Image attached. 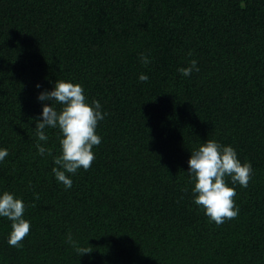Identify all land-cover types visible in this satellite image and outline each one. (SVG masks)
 <instances>
[{"label":"trees","instance_id":"16d2710c","mask_svg":"<svg viewBox=\"0 0 264 264\" xmlns=\"http://www.w3.org/2000/svg\"><path fill=\"white\" fill-rule=\"evenodd\" d=\"M191 58L199 70L177 72ZM55 79L107 113L68 188L51 172L58 129L38 141L34 128ZM207 138L252 167L220 224L186 173ZM0 146V189L30 223L16 247L0 217V264H264V0H0Z\"/></svg>","mask_w":264,"mask_h":264},{"label":"clouds","instance_id":"9594fccd","mask_svg":"<svg viewBox=\"0 0 264 264\" xmlns=\"http://www.w3.org/2000/svg\"><path fill=\"white\" fill-rule=\"evenodd\" d=\"M186 55L191 56V50ZM138 57L143 64L150 60L143 51L138 53ZM176 70L188 76L199 68L196 59L191 58L186 65L177 66ZM137 79L147 80L148 75L138 73ZM34 87L40 88V84L36 83ZM36 99L49 102L41 103L39 118L34 121L35 135L38 141H47L46 128L58 129L59 154L52 157L51 172L58 182L68 188L72 184L69 174L75 173L78 168L87 169L94 159L92 148L101 140L96 132L97 122L107 113L102 111L99 100L92 99L89 102L80 83L66 79H55L50 89L37 92ZM35 148L41 155L51 152L50 147L41 143H36ZM7 154L8 149L0 146V161ZM186 164L193 202L216 224L234 217L238 208L233 200L235 188L232 185L238 183L242 187L247 186L252 172L251 163L247 160L242 162L232 145L207 138L190 151ZM225 177L232 182L231 185L226 183ZM24 210V201L18 195L0 189V217L7 218L10 224L6 237L9 245L19 247L20 241L29 231L30 223L23 216ZM66 239L75 244L70 233ZM75 251L81 255L91 250L77 246Z\"/></svg>","mask_w":264,"mask_h":264}]
</instances>
